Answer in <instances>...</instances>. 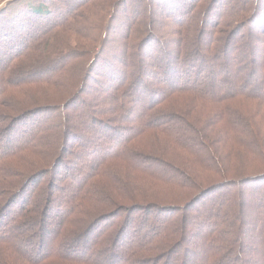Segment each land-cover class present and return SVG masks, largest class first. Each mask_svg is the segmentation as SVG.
Masks as SVG:
<instances>
[{
  "label": "trees",
  "instance_id": "1",
  "mask_svg": "<svg viewBox=\"0 0 264 264\" xmlns=\"http://www.w3.org/2000/svg\"><path fill=\"white\" fill-rule=\"evenodd\" d=\"M125 1L2 12L0 146L6 129L17 149L0 148V264H264L261 0H160L177 35L150 5L121 41L103 28ZM102 12L79 38L80 18ZM38 13L50 22L31 25ZM59 168L73 185L58 188Z\"/></svg>",
  "mask_w": 264,
  "mask_h": 264
},
{
  "label": "rangeland",
  "instance_id": "2",
  "mask_svg": "<svg viewBox=\"0 0 264 264\" xmlns=\"http://www.w3.org/2000/svg\"><path fill=\"white\" fill-rule=\"evenodd\" d=\"M17 1H19V0H17ZM46 1L48 2V6L54 11V9L56 7H59V6H68L69 2H72L74 0H31V2L34 5L39 4V3H44ZM222 2H224V4H226L227 3V0H223ZM261 2H262V5H261L260 8H261V11H264V0H261ZM13 4H14V2H10V0H0V29H2V30L3 29H8L10 27V25H11V23L9 24L10 19L12 20V17H11V15H10L9 12H4L3 14H2V12H3L4 9H6V7H10V8H8V10H10L11 9V6H13ZM103 4L105 6V3H103ZM187 4L190 7L191 4H190V1L189 0H181L179 6L176 7V9L177 8H181V10L183 11V10L186 9ZM150 5L151 6L152 5L155 6V11H156L157 18H158L157 27L162 29V34L163 33H165V34L169 33L170 35H177L175 33V31H176L175 22H177L176 21L177 20L176 17H178L180 14H178L177 11H175L176 9L173 10V9H170V8L164 6L162 4V1H160V0H127V1H125V3L123 2L122 5L120 6L118 17H116L114 20L112 19L111 22H110L111 23V26H113V28H111L110 26H108V29L107 30H105L103 28V32H105V31L108 32L109 31V32H111L110 33V37L112 39L117 38V40L118 39H121V41H122V39H123V36L122 35H124V34L122 33V31H120V33H119V30H121V29L126 30L128 24L133 22L132 21V18L135 17L136 11H141L143 13L144 12L146 13V11H148L150 9ZM222 9H224V7ZM97 10L100 13V8L97 9ZM104 14H105V12H102L100 15L98 14V16H97L98 21H97L96 25L94 24V18H96V17H93V15H91V14H89L91 16L90 19L88 17H86V19L80 18V23L77 26L78 29L80 28L79 31L81 32V34L79 35V38H83L84 39L85 37L88 38V36H97L98 35V32H99L98 31L99 28H98L97 31H94L92 27L95 26V28L97 29V27L100 25L101 17ZM35 15L36 14H33L32 15L33 17L30 20V24L31 25L32 24H43V23L45 24V23L50 22L48 19H43L41 17V14L40 13H38V16H35ZM259 18H261V21H264V13L262 14V12H260ZM262 23L264 24V22H262ZM31 25L27 26L26 29L29 30L30 27H31ZM88 27H90V29H88ZM11 29H13V28H11ZM92 30H93V32H91ZM14 31L15 30H13L12 32H14ZM245 32H246V30L244 29L242 31V33H245ZM165 39H166V37H165ZM109 44L110 45L111 44H114V42H110ZM154 44H156V42ZM2 49H6V46H3ZM101 53H104V55L105 54L106 55H110L111 51L110 50H106L104 52V51H102L100 49V50H97L96 51V54L95 55L101 54ZM104 64H105V62L103 63V61L101 60L96 65H93L92 67H90V69L88 71L89 76L90 75L91 76H94V78L97 77V80L100 81L101 80L100 77H102L101 76V73L106 68V66ZM85 79H86V77H85ZM90 80H95V79H90ZM57 83L60 84L62 82L57 81ZM79 83H76L75 84V87L80 86ZM97 84H92V85H96L95 86V89H97ZM99 86L100 85L98 84V87ZM92 87H94V86H92ZM90 95H91L90 93L85 94V97L88 98ZM34 113H35V111H34ZM34 115H35V117H34ZM108 116H110V115H108ZM110 117L111 118H114L113 116H110ZM110 117H105V120L109 123V125H111ZM32 118H37V120H40L42 118V114L38 115L37 113H35L32 116H30V117H22V120L21 121L26 122L28 120V122H29L30 120H32ZM120 122H122V121L121 120L119 122L118 121H112V126L115 127V128H120V126H125V125L128 126L130 124V123H128V121H124L123 123H120ZM18 127H19V124L18 123H15L13 129H15V128L17 129ZM13 129L11 131H13ZM113 131H114V133H116L115 130H113ZM12 134H14V132L9 133V131H7L5 129L4 130V133H2V136L3 135H5V137L8 136L7 141L9 143H4V144L5 145L8 144L9 147L8 146H6V147H8V149H10V150H15V149H17L15 147V146H17V144L12 145L15 142V138H12L13 140L9 139V137ZM25 138H27V137H24V139ZM28 138H31V136L28 137ZM22 139H23V137H22ZM88 139L92 140L93 139L92 138V135H88L86 137V139H85L86 142L85 143H87V140ZM4 144L2 146H0V148H4L5 147ZM72 148H73V150H75V153L77 154L78 151H80V149H79V143L76 146L75 142H72ZM4 149H6V148H4ZM105 151L106 150H104L103 148L102 149L100 148L99 149V152L95 155V157L98 158V160L95 159L96 161H93L89 166L96 167L98 165L100 159L103 158V156L105 155ZM99 156H102V157L99 158ZM67 158L70 159V161H68V162H75L76 160H78V156H73V155H70ZM145 160H146L145 158L142 159L143 163H144ZM120 163L122 164L123 162H120ZM144 164L146 165V163H144ZM71 165H72V163H70V166ZM154 166H155V168H158L157 165H154ZM94 167H92L91 169H93ZM59 170H61V168L58 169V171L56 172V175H55L56 183H57L58 188L64 187L66 185L69 186V184L70 185H73V182L71 180V177H69V175L67 173H65L64 175H62L63 172L62 171L60 172ZM263 190H264V188H263ZM56 192H58L57 189H56ZM254 200L255 199L253 197L251 199V202L254 203ZM112 208H114V207H112ZM201 208H202V206L201 207H200V205L197 206V208H195L194 212L197 213L198 211L201 210ZM114 209H112L111 211L112 212H115L116 210H114ZM117 217H119V216H117ZM195 219H197V217ZM249 242L251 243V240H249ZM250 255L252 256V254H250ZM250 264H252V263H250Z\"/></svg>",
  "mask_w": 264,
  "mask_h": 264
}]
</instances>
